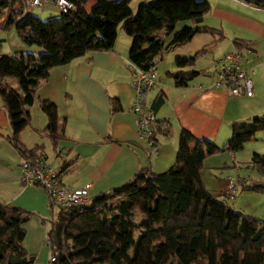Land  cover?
Instances as JSON below:
<instances>
[{
  "label": "trees",
  "instance_id": "trees-1",
  "mask_svg": "<svg viewBox=\"0 0 264 264\" xmlns=\"http://www.w3.org/2000/svg\"><path fill=\"white\" fill-rule=\"evenodd\" d=\"M69 1L72 7L68 11L40 19L23 14L22 3L9 14L13 0H0V17L6 16L0 29L13 27L21 42L42 49L0 55V99L7 120L3 136L21 159L37 155L41 145L28 149L18 140L30 121L27 107L36 101L46 117L42 131L60 158L58 175L65 173L73 160L60 156L57 150L63 135L57 126L56 106L36 96L50 68L88 51H111L118 25L131 39L127 62L142 71L156 72L163 50H173L197 34L208 35L212 38L209 43L192 54L175 55L174 69L164 73L173 86L181 87L205 74L203 69H193L196 61L224 39L221 29L202 24L209 11L208 0H140L135 13L129 7L131 0ZM241 1L264 10V0ZM178 21L187 23L173 31ZM161 29L165 35L172 32L167 42L156 33ZM231 42L240 55L248 47L242 39ZM127 69L131 79L134 72ZM6 76L14 77L17 86L4 84ZM164 97L163 90L157 91L149 104L153 113ZM118 110L116 98H110V113ZM258 132L264 134V114L232 123L231 135L222 145L180 128L174 160L166 170L138 169L122 184L82 203L65 207L48 203L57 208L55 219H42L0 203V264H33L34 254L26 250L23 240L24 224L35 216L48 225L43 238L47 264H264V220L213 197L199 176L206 156L235 153ZM169 134L170 128L158 122L148 140L155 142V136ZM249 164L264 173V155L252 153ZM245 180L238 178L241 190H264V183L245 184Z\"/></svg>",
  "mask_w": 264,
  "mask_h": 264
},
{
  "label": "crops",
  "instance_id": "crops-1",
  "mask_svg": "<svg viewBox=\"0 0 264 264\" xmlns=\"http://www.w3.org/2000/svg\"><path fill=\"white\" fill-rule=\"evenodd\" d=\"M208 3L209 11L202 24L221 29L224 39L206 53L208 58L202 65L193 67L205 70V74L194 77L185 86H173L172 80L164 74L171 69L165 68L161 77L156 70L155 84L147 96V103L150 104L157 91H164V102L154 113L160 126L170 128V134L155 136V142L138 137L136 117L131 111L133 96L126 66L129 37L116 33L111 51H88L48 70L44 82L36 90V96L48 99L56 106L57 126L63 135L57 142V150L60 156L66 155L68 160H73L65 173L59 175L67 188L86 185L90 198L122 184L138 169L162 172L173 163L180 128L222 145L231 135L232 123L259 119L264 114V10L241 0H208ZM2 20L0 18V22ZM232 39L245 40L248 46L241 50L240 66L249 70L252 82L250 96H231L226 87L213 84L212 62L234 51ZM211 40L209 37L204 44ZM110 98H116L120 110L110 113ZM27 109L30 121L18 134L19 142L28 149L41 145L36 154L42 155L58 170L60 158L55 156L47 135L42 131L46 124L44 113L36 101ZM0 129H4L5 135L7 120L1 99ZM258 133L254 140H264V136ZM46 143L48 149L45 148ZM249 149L243 144L237 152H258V148ZM237 152H221L202 160L200 179L216 199L226 201L219 195L231 176H222L220 169L225 173L227 168L233 170L238 162ZM21 160L18 152L4 136H0V203L36 213L42 219H55L57 212L54 207L50 208L43 191L38 186L19 182L18 165ZM217 169L220 170L218 173ZM235 171L238 172L237 169ZM238 178L236 176L233 180L234 185ZM237 191L235 186L232 207L248 214L238 204L246 198L243 196L246 192L236 195ZM263 215L254 216L262 220ZM37 216L26 222L27 226L33 227L34 237L27 241L25 230L23 245L34 254L33 264H47V247L43 239L38 238L42 229L45 233L46 226Z\"/></svg>",
  "mask_w": 264,
  "mask_h": 264
},
{
  "label": "built area",
  "instance_id": "built-area-1",
  "mask_svg": "<svg viewBox=\"0 0 264 264\" xmlns=\"http://www.w3.org/2000/svg\"><path fill=\"white\" fill-rule=\"evenodd\" d=\"M16 3H22L25 9L41 7L45 3H49L61 13L72 7L69 0H15L13 7ZM14 10L15 8H10L9 14ZM241 61V55L236 51H231L216 59L212 65L213 84L226 87L231 96H250L252 94L249 70L241 68ZM126 66L134 72L133 77L129 80V87L133 96L131 111L136 117V131L138 137L149 139L157 122L155 114L147 103V96L155 83L156 72L154 69L142 71L129 62ZM18 167L19 182L23 185L38 186L45 194L49 204L65 207L85 202L89 198L86 185L67 188L62 184L57 169L42 155H36L32 159H22ZM234 192L233 179L227 178L221 195L232 199Z\"/></svg>",
  "mask_w": 264,
  "mask_h": 264
},
{
  "label": "rangeland",
  "instance_id": "rangeland-1",
  "mask_svg": "<svg viewBox=\"0 0 264 264\" xmlns=\"http://www.w3.org/2000/svg\"><path fill=\"white\" fill-rule=\"evenodd\" d=\"M140 2V0H131L129 2V7L131 9V11L133 13H135L136 11V7L137 4ZM15 3V0H13V4L11 8H17V6L19 5V3H16V5L13 7ZM91 1H89L86 5V8L89 7ZM25 13H29L35 16H38L40 19H45L48 16H54L56 14H58L57 9L49 4V3H45L43 6L41 7H33L32 9H23V14ZM5 17V14L2 16ZM0 17V18H2ZM4 19V18H3ZM186 21H178L176 22L173 31L178 30L183 24H186ZM116 33H120L123 37H129L127 35H125L122 30L120 29V25L117 26L116 28ZM158 35L165 37V42H167L171 36H172V32L168 33V34H163L162 33V29L158 30L156 32ZM130 39V37H129ZM209 37L205 34H197L195 35V37L189 42L184 43V44H180L179 46L175 47L173 50H166V51H162L161 53V59L157 62L156 64V69L159 73V76L161 77L163 75V70H166L165 68L168 69H174V63H173V58L175 55H189L192 54L197 48H199L202 44H204L205 42H208ZM131 40V39H130ZM131 43V42H130ZM42 49L41 47L35 45V44H25L23 42L20 41V39L17 37L16 33L14 32L13 27H9L6 29H0V53L1 54H16V53H20V52H26V51H34L35 53L40 52ZM208 58V54H205V56L200 57L196 62L197 64L194 65V68H197V65H202L203 62H205L204 59ZM163 68V69H162ZM5 81V84L8 87H16L17 86V81L14 77H9L6 76L3 78ZM4 83V82H3ZM40 113V112H39ZM257 135H261L264 136V134H262L261 132H259ZM257 137V136H256ZM42 142H44V140H40ZM249 143V144H248ZM246 149L250 148L251 150H254L255 148H258L257 151L255 152L257 154L260 155H264V140H260V141H255L254 138L250 141H247L244 143ZM45 148L48 149V145L47 143L45 144ZM249 149V150H250ZM260 152V153H259ZM251 151H247V150H243L242 152H237L236 156L238 162H236V167H234L233 170L227 168V173H225L223 171V169L221 170V175H229L231 177V179H235L236 176L240 177V178H245V184L246 183H256V184H262L264 183V173H260L257 171V169H255L254 167L252 168V166H250L249 164V159H250V155H251ZM254 153V151H253ZM235 169L238 170V172L235 171ZM219 169L216 170V172L218 173V171H220ZM231 170V171H230ZM220 175V177L222 178V176ZM235 186L238 187V191L237 194H239V192L241 191H245L246 194H243V196H246V198L241 199V201L238 202V204H240V208L242 211H244L245 213L251 214V215H255V216H261L262 213H264V190H241L240 185L235 182ZM233 199V198H232ZM232 199H226L227 203L232 207L234 206V201ZM240 200V198L238 199ZM57 208L54 207V211L57 212L56 210ZM264 216V215H263ZM264 220V219H262ZM47 225V224H46ZM48 226V225H47ZM46 226V228H47ZM24 229L26 230V234H27V241L32 240L34 237V230L33 227L27 226V224H24ZM44 230L42 229L40 235L38 236V238L43 239L44 238Z\"/></svg>",
  "mask_w": 264,
  "mask_h": 264
},
{
  "label": "water",
  "instance_id": "water-1",
  "mask_svg": "<svg viewBox=\"0 0 264 264\" xmlns=\"http://www.w3.org/2000/svg\"><path fill=\"white\" fill-rule=\"evenodd\" d=\"M4 129H0V136H3L4 135Z\"/></svg>",
  "mask_w": 264,
  "mask_h": 264
}]
</instances>
